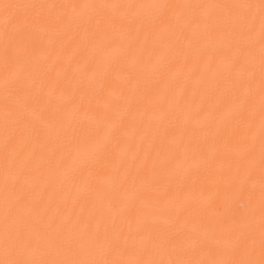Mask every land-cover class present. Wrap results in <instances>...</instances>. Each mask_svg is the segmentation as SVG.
<instances>
[{
    "label": "bare ground",
    "instance_id": "6f19581e",
    "mask_svg": "<svg viewBox=\"0 0 264 264\" xmlns=\"http://www.w3.org/2000/svg\"><path fill=\"white\" fill-rule=\"evenodd\" d=\"M259 2L0 0L44 6L19 10L7 32L0 7V259L6 57L10 74L24 85L20 94L31 96L28 114L9 109V148L25 161L26 214L45 224L51 218L54 254L56 247L60 258L86 250L89 233L107 228L126 252L160 246L174 249L173 258L199 259L218 247L242 253L254 239V258L261 259L258 135L250 148L259 131V68L254 97L242 105L231 57L248 33L236 10L71 7ZM133 12L141 19L130 21ZM101 48L106 55H99ZM111 109H117L112 119L120 142L105 151L95 129L97 117ZM137 192L131 212L109 207L113 196L123 206ZM77 217L80 224L72 228ZM209 222L214 232L207 231Z\"/></svg>",
    "mask_w": 264,
    "mask_h": 264
},
{
    "label": "snow or ice",
    "instance_id": "6c2138e0",
    "mask_svg": "<svg viewBox=\"0 0 264 264\" xmlns=\"http://www.w3.org/2000/svg\"><path fill=\"white\" fill-rule=\"evenodd\" d=\"M5 15V32L8 26L17 18V13L21 9L44 7L42 5H21L4 3L0 5ZM55 7V6H50ZM68 7V6H60ZM73 8L80 7L83 9L98 8H119L128 9H167L179 8L185 10H195L200 8L206 9H225L228 11L236 10L237 15L243 25L244 30L248 33V37L244 42V46L238 49L231 57V65L236 70L238 79L234 84L237 89H243L242 97H237L240 103L247 104L254 97V82L257 76V67L259 68V131L252 133L250 148L254 149L257 135L259 138V149L261 164L264 165V0H260L258 4L245 3L233 5H200V4H182V5H92L84 4L79 6H71ZM130 21L134 22L141 19L138 12L131 13ZM190 19L195 20L193 14ZM10 39V37H8ZM121 51V50H113ZM126 51V49H123ZM106 50L101 48L99 55H106ZM211 60V56H210ZM5 143H4V159H3V192H4V219H3V250L4 259H0V264H264V211L261 212L260 227V255L261 259L254 258L255 240L251 244H245L243 252L240 253L236 249L226 250L217 248L215 252L203 253L204 258L199 259H180L173 258L177 255L175 250L169 251L160 246L154 248H142L134 252H126L119 246L117 239L109 236L108 229L103 232L99 230L89 233L91 241L89 247L85 250L77 248L72 252L70 257L60 258L62 249L56 247L55 254L53 252L54 244L48 229L51 226V218L45 224L39 218H33L32 215L26 214L28 204L25 202L23 193L25 161L15 149L9 148L11 140V132L9 130V122L7 117L9 109L18 116H24L30 112V93L20 92L24 85L14 79L9 72V61L5 58ZM171 85H166V90L170 91ZM172 103L179 105V100L172 98ZM117 109H111L97 117V126L95 129L97 139L102 141V147L105 151H113L120 142L118 135L119 124L112 119L113 112ZM251 115L254 117L255 112ZM251 123L249 128H251ZM105 129L108 130L106 136ZM187 151V150H185ZM127 175V173H126ZM135 184V178H133ZM19 193V194H18ZM15 196L13 200L12 197ZM140 196V193H134L128 203L121 206V201L113 196L109 201V207L118 209L121 214L131 212L133 210L132 199ZM138 214L145 217L151 213L144 210L142 213L137 210ZM80 224L77 217L72 224L75 228ZM84 227H87L85 225ZM208 232H214V225L209 222L206 225ZM195 235V233H193ZM205 246L201 241V247ZM193 254L196 249H193ZM231 256L239 258H221V256Z\"/></svg>",
    "mask_w": 264,
    "mask_h": 264
}]
</instances>
